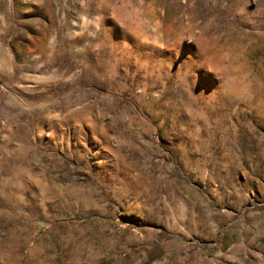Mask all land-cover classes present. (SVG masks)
I'll return each mask as SVG.
<instances>
[{"label":"rangeland","instance_id":"obj_1","mask_svg":"<svg viewBox=\"0 0 264 264\" xmlns=\"http://www.w3.org/2000/svg\"><path fill=\"white\" fill-rule=\"evenodd\" d=\"M0 264H264V0H0Z\"/></svg>","mask_w":264,"mask_h":264}]
</instances>
